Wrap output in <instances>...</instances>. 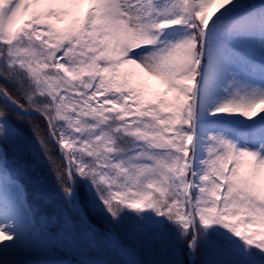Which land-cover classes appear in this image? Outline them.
<instances>
[{"label": "snow or ice", "instance_id": "6c2138e0", "mask_svg": "<svg viewBox=\"0 0 264 264\" xmlns=\"http://www.w3.org/2000/svg\"><path fill=\"white\" fill-rule=\"evenodd\" d=\"M184 257L264 264V0H0V264Z\"/></svg>", "mask_w": 264, "mask_h": 264}, {"label": "trees", "instance_id": "16d2710c", "mask_svg": "<svg viewBox=\"0 0 264 264\" xmlns=\"http://www.w3.org/2000/svg\"><path fill=\"white\" fill-rule=\"evenodd\" d=\"M36 176L38 178H41L45 181H52V176L51 174L47 171V169L45 167H40L38 166L37 168V172H36ZM186 264H187V257H184Z\"/></svg>", "mask_w": 264, "mask_h": 264}, {"label": "rangeland", "instance_id": "374dc122", "mask_svg": "<svg viewBox=\"0 0 264 264\" xmlns=\"http://www.w3.org/2000/svg\"><path fill=\"white\" fill-rule=\"evenodd\" d=\"M38 166H40V167H44L42 164H40V165H38ZM44 182H45L46 185H51V183H52L51 180H50V181H45V180H44Z\"/></svg>", "mask_w": 264, "mask_h": 264}]
</instances>
